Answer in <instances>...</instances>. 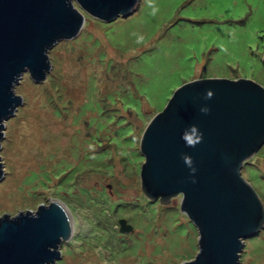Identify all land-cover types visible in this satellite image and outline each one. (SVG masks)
<instances>
[{"label": "rangeland", "instance_id": "374dc122", "mask_svg": "<svg viewBox=\"0 0 264 264\" xmlns=\"http://www.w3.org/2000/svg\"><path fill=\"white\" fill-rule=\"evenodd\" d=\"M47 50L41 81L23 72L3 119L0 215L58 199L72 219L51 264H178L197 250L180 196L150 200L139 186V136L190 78L264 85V0H138L124 16L86 13ZM240 174L264 208V142ZM131 226L119 231L118 220ZM239 264H264V225L243 239Z\"/></svg>", "mask_w": 264, "mask_h": 264}, {"label": "water", "instance_id": "95a60500", "mask_svg": "<svg viewBox=\"0 0 264 264\" xmlns=\"http://www.w3.org/2000/svg\"><path fill=\"white\" fill-rule=\"evenodd\" d=\"M137 1L0 0V138L3 119L21 102L13 90L21 74L43 80L51 67L48 48L73 37L83 13L110 21ZM261 60L264 65V55ZM263 142L264 85L245 77L190 78L147 121L138 141L140 190L159 203L179 195V210L197 233L193 257L178 264H239L243 239L264 225L261 199L240 168ZM118 224L119 231L131 229L124 219ZM71 226L58 199L37 203L33 211L3 212L0 264L54 263Z\"/></svg>", "mask_w": 264, "mask_h": 264}, {"label": "clouds", "instance_id": "9594fccd", "mask_svg": "<svg viewBox=\"0 0 264 264\" xmlns=\"http://www.w3.org/2000/svg\"><path fill=\"white\" fill-rule=\"evenodd\" d=\"M211 96H212V92L209 90V91H207L206 92V97L207 98H211ZM202 111H204V112H207L208 110L206 109V108H204V109H202ZM189 146H194L193 144H192V142L191 141H189ZM184 160H185V163L186 164H191V159H190V157H188V156H185L184 157Z\"/></svg>", "mask_w": 264, "mask_h": 264}, {"label": "bare ground", "instance_id": "6f19581e", "mask_svg": "<svg viewBox=\"0 0 264 264\" xmlns=\"http://www.w3.org/2000/svg\"><path fill=\"white\" fill-rule=\"evenodd\" d=\"M72 220V219H71Z\"/></svg>", "mask_w": 264, "mask_h": 264}]
</instances>
